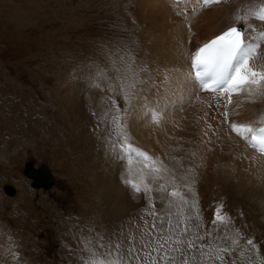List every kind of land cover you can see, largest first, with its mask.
Segmentation results:
<instances>
[{"label": "rangeland", "instance_id": "1", "mask_svg": "<svg viewBox=\"0 0 264 264\" xmlns=\"http://www.w3.org/2000/svg\"><path fill=\"white\" fill-rule=\"evenodd\" d=\"M102 1L0 0V239L4 242L0 247V255H12L8 258L3 256L2 260H9L7 264H89L93 253L102 254L109 244L120 242L122 251H126L131 246L130 243L138 249L134 254L138 258L126 255L125 264H129L128 259L131 264H153L150 261L154 256L153 252L157 253V260L158 252L163 254L164 262L161 264H183L185 259L188 264H215L216 260V264H264V250L260 251L259 246L252 247L245 245L246 241H240L239 238L244 235L242 232L230 231V221L240 228L239 223L243 222V229L251 226L254 231V237H251L254 245L255 236H259V240L264 242V228L257 229L252 217L248 216L249 221H246L243 213H237L238 207L232 208L226 225L211 222V225L219 226L222 231L218 235L220 242L217 245L227 246L230 249L228 252L216 251L215 245L211 243L212 239L210 240L214 235L204 231L198 235L179 236L181 240L193 239L196 244L191 249L184 244L185 255L182 259V256L177 257L181 255L183 244L169 243L164 246V250L153 251L157 248L153 237L164 235L153 233L149 229L145 212L147 204L139 205L137 211L140 213L137 215L134 210L132 214L122 213L117 209L110 212L111 206H106L107 203L102 201L104 194L97 192L95 180L105 167L100 172L97 170L100 160L98 158L100 152H103L102 160L105 161L110 148L117 152L113 147L116 140H122L115 132L100 140V116L89 110L90 127L86 126V130L90 136L92 134L96 145L94 146L100 151L88 150V144L87 149L83 148V144L78 141L82 129L69 119V106L63 97V91L68 84L79 83L83 85L82 89L88 91L98 89L110 92L124 105L131 107V93L120 82L130 84L133 78L130 81L118 79L116 74L107 71L108 65L113 64L110 57L114 48L107 38L119 34V40L126 44H117L123 54V48L138 43V36L135 35L138 30L129 29L122 21L133 20L134 12L130 14V18L119 17L120 12L116 16L119 6L128 4L129 0H115L114 5L113 0ZM131 10H135V7ZM104 15L109 19L106 20ZM133 23L136 26H132L137 28L143 25L136 20ZM121 27L128 29V35L122 34ZM89 30L94 34L92 42L87 40ZM107 32L113 34L109 36ZM132 46L129 55L123 57L135 64L132 59H135L137 53L134 54L135 47ZM122 60L123 58L120 70L130 66L132 68L131 62L124 65ZM137 68L138 66L135 69ZM110 102L116 111L113 115L115 120L119 118L122 110L115 106V102ZM119 123L121 124L120 118ZM126 136L128 138V134ZM128 139L132 144V138ZM94 151L96 152L91 154ZM116 155L118 156V152ZM30 161L34 166L47 164L56 176V183L49 189H36L25 174L26 165ZM6 184L14 185L18 189L14 196L6 194ZM219 187L222 185L217 183L216 189ZM214 198L210 195L206 200L207 205L209 204L208 210L215 219L217 208L220 215L223 212L219 206L215 207L217 202ZM24 199H28L26 203L34 207V212H29L30 216L33 215L31 219L25 210L32 208L25 204ZM246 214L248 215L247 212ZM128 215L132 219L130 223H127ZM114 225L118 226L119 232ZM128 225L132 228L129 229ZM126 232L132 237L130 242L123 237ZM146 232L152 233L145 235ZM196 236H203V239L196 240ZM172 237L173 240L177 238ZM233 240H236L235 244ZM147 241H151L150 246H145ZM100 243L105 248H101ZM173 248H180L181 251ZM212 251L216 255L219 252L224 259L211 257L209 252ZM165 252L168 257L175 259L166 258ZM155 264L160 263L157 261Z\"/></svg>", "mask_w": 264, "mask_h": 264}, {"label": "bare ground", "instance_id": "2", "mask_svg": "<svg viewBox=\"0 0 264 264\" xmlns=\"http://www.w3.org/2000/svg\"><path fill=\"white\" fill-rule=\"evenodd\" d=\"M262 2L264 0H224L220 4L204 6L202 0L199 2L198 0H129L128 4L119 6L116 10V16L120 12L119 17L125 18H130V14L134 12L132 14L133 20L122 21L123 25L125 24L129 29L136 28L138 30V33L134 34L138 36L139 42L136 43L137 45L132 44L135 47L134 54L137 53V56L134 55L136 56L135 59H132V61L135 60V64L123 57L129 55L130 49L133 48L131 44L129 47L123 48L125 53L123 54L122 50L117 47L118 43L126 45L119 40L121 36L117 34L110 39L107 38L110 45L114 46L110 57V61L114 65L112 64L113 66L110 65V67L106 63L108 65L107 71L116 74L118 79L130 81L133 78L132 83H130L133 84L132 86L125 81L120 82L128 89V93H131L129 95L131 96L130 108L132 112L121 100L104 90L91 89L88 91V89H82L83 85L75 83L68 84L63 91L64 100L69 106V119L82 129V135L77 140L83 144V148L87 149L86 144H88V150H96L95 140L91 137L92 134L90 136L86 130V126L90 127L89 110L100 116V133L98 134L100 140L106 139L112 132L117 133L115 135L119 134L120 130L117 129L113 119L116 111L113 109L109 98L113 97L115 98V106L122 110L119 118L124 135L128 134V138H132L133 143L131 145L133 147L142 150L153 158L152 161H142L133 157L132 164L134 165L133 167L131 165L132 171L129 172L126 154L119 148L122 141L116 140L115 143L118 156L116 155L117 152L110 148L107 154L104 151L107 156L104 161L102 160L103 152H100L97 170L100 172L102 167H105V170L102 171L101 175L98 173V177L95 175L96 188L98 189L97 192L104 194L103 197L100 196L102 201L108 204H105L106 206H111L110 212L117 209L122 213L130 212L132 214L136 211L134 213L138 215L140 213L137 211L139 205L145 203L148 205L145 212L147 213L149 229L153 233L177 236L185 226L188 227L189 231L185 235H181L183 237L198 235L204 231L209 232L211 236L214 235L210 240L212 239L211 243L215 245L216 251L227 248V246L217 245L220 242L218 235H221L222 231L219 226L211 225L214 218L208 210L209 204L207 205L206 200L207 197L210 198V195L215 197L214 201L217 202L215 207L219 206L223 215L228 217L233 211L232 208L238 207L237 213H243L246 216L244 217L246 221H249L248 216L252 217L257 229L264 228V156L248 147L242 139L231 132L230 125L225 122L224 116L226 100L220 99L219 93L213 94L202 90L190 74L191 52L194 51L193 53H195L202 44L228 26L241 23L234 20L236 14H243L245 10L256 8ZM112 4H115V0ZM134 7L135 10H131ZM104 18L109 19L107 16ZM135 20L139 24H143L142 27H133L132 25L136 26L133 23ZM249 23L252 25L251 28L248 27ZM243 24L246 26L247 39L250 41L260 31H264V22L250 19ZM120 31L124 35L127 34L128 29L121 27ZM112 34L113 32H110L108 35ZM87 37V40L92 42L94 34L89 30ZM254 42L260 43L261 48L257 58L250 63L254 67H264V42ZM140 51L141 53H138ZM122 58L124 65L131 62L132 68L128 66L129 68L120 70ZM137 66L138 68L135 69ZM224 95L226 97L227 94ZM232 100V104L227 107V121L251 123L253 127L264 116V92H259L252 97L240 94L233 96ZM154 114H158V122L153 120ZM105 149L108 150V148ZM101 150L103 151V149ZM153 161L157 162V167L162 165V168L159 173H152L149 177L148 170L144 169L141 163L151 164ZM141 174L146 177L150 191L136 192L125 183V179H133L139 183ZM217 183L221 184L222 187L216 189ZM161 185L164 186L165 190H160ZM140 186L143 189V184ZM173 189L181 193L187 203L181 200L179 196L169 195ZM24 201L27 206L32 208L29 211L25 210L31 219L33 215L30 216L29 212H34V207L26 203L28 199H24ZM193 205L195 206L193 207ZM128 217L130 220L126 221L130 223L132 219L131 216L128 215ZM187 217H191V219H186ZM50 218L52 217L50 216ZM244 218L242 217L245 221ZM230 222V231L236 233L240 231L244 234L242 238L238 237L240 234L236 236L241 239L240 241H247L248 238L254 237L251 226L243 229V222L239 223L241 228L236 226L237 224L233 221ZM153 224H155V228L152 227ZM197 224L201 226L197 228ZM113 227L119 232L118 226L114 225ZM131 228L129 226V229ZM129 229L127 228V230ZM133 231L137 232V230ZM129 236L126 232L123 237L129 241L132 238ZM2 242L3 240L0 239V247ZM254 243L255 246L260 247L258 250H264V242L259 240V236H255ZM130 245L133 244L130 243ZM134 247L135 252H138L136 245ZM153 254V258L149 259L151 262L153 260L160 264L164 262L161 252H158V260L157 253L153 252ZM209 254L211 257L217 256L213 251ZM3 256L8 258L12 255L1 254L0 264L3 261L4 264L9 262L7 259L2 260ZM215 262L218 263L217 260Z\"/></svg>", "mask_w": 264, "mask_h": 264}, {"label": "snow or ice", "instance_id": "3", "mask_svg": "<svg viewBox=\"0 0 264 264\" xmlns=\"http://www.w3.org/2000/svg\"><path fill=\"white\" fill-rule=\"evenodd\" d=\"M199 2V0H198ZM224 0H202L204 6L210 4H220ZM250 19H255L260 22H264V2L260 3L256 8L248 9L243 14H236L234 16L235 21L248 22ZM248 27L252 25L249 23ZM254 41L264 42V31H260L252 41L246 39V33L241 30V26L229 27L226 31L216 36L208 43H205L202 47L197 49L194 54L191 55L190 66L193 70V78L199 82L200 88L206 91H212L213 93H219L220 99H225L224 104L225 122H228L232 133H235L245 144L256 152L264 155V126L253 128L251 123H237L227 121V107L232 104L233 95L246 94L248 97H252L259 92H264V67L252 65V61L257 58L259 49L261 48L260 43ZM224 94H227L226 97ZM211 106V105H209ZM219 106V101H218ZM158 114L153 115V120L158 122ZM116 127L120 130L118 138L123 142L119 144V148L126 154V164L129 166V172L132 171L131 165L133 162V156L139 158L142 157L145 161H152L153 158L149 157L142 150L133 147L128 143V138L123 134V126L119 123V118H115ZM211 127V125H209ZM207 135V133H205ZM115 148L116 145H113ZM144 168L148 169V175L151 177L152 173H159L162 165L157 167V162L153 161L151 164H145ZM142 173V170H141ZM139 183L134 182L130 179H125V183L130 185L134 191L141 192L142 190L147 192L150 191L149 184L146 182V177L141 174L139 177ZM143 184V189L141 188ZM160 190L163 191L164 186H160ZM169 195L173 197L179 196L181 200H185L184 196L173 189ZM195 205H193L194 207ZM186 219H191L187 217ZM197 219L199 217L197 216ZM229 218L226 215H220V210L217 209L213 224L217 222L227 224ZM171 224V222H169ZM201 225L197 224L199 228ZM155 228V224L152 225ZM171 231V229H170ZM189 229L185 226L177 238L173 240L171 235L153 237L156 240V250H164L166 244H186L189 249L196 247L193 239L181 240L179 236L188 233ZM145 235H151L150 232H146ZM196 240L203 239V236H196ZM236 240H233V244ZM246 244L255 247L253 241L248 239ZM151 241H147L145 246H150ZM101 248H105V245H101ZM175 251H181L180 248L174 249ZM229 248H223L219 251L228 252ZM135 247L134 244L127 248L126 251H122L121 243L116 242L115 244H109L102 254L93 253V258L89 261V264H125V256H134ZM151 256V253H149ZM165 257L168 259H175L174 257H168L165 252ZM217 259L223 260L224 257L219 255L217 252ZM129 264L131 262L129 261ZM155 264V260H153ZM183 264H188V260L185 259Z\"/></svg>", "mask_w": 264, "mask_h": 264}, {"label": "water", "instance_id": "4", "mask_svg": "<svg viewBox=\"0 0 264 264\" xmlns=\"http://www.w3.org/2000/svg\"><path fill=\"white\" fill-rule=\"evenodd\" d=\"M27 166L28 168L25 173L31 177L37 178L38 184H45L48 186L53 182V178L46 165L41 166L39 169H31L32 163H28Z\"/></svg>", "mask_w": 264, "mask_h": 264}, {"label": "built area", "instance_id": "5", "mask_svg": "<svg viewBox=\"0 0 264 264\" xmlns=\"http://www.w3.org/2000/svg\"><path fill=\"white\" fill-rule=\"evenodd\" d=\"M170 244H172V243H170ZM172 245H174V244H172ZM183 249H182V251H181V255L179 256V257H177V258H181V256H182V259H184V255H185V248H184V244H183V246H181ZM173 260V259H172Z\"/></svg>", "mask_w": 264, "mask_h": 264}]
</instances>
